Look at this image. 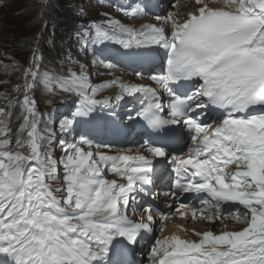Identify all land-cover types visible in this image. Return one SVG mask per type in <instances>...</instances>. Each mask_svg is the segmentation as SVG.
I'll return each mask as SVG.
<instances>
[{
  "label": "snow or ice",
  "instance_id": "obj_1",
  "mask_svg": "<svg viewBox=\"0 0 264 264\" xmlns=\"http://www.w3.org/2000/svg\"><path fill=\"white\" fill-rule=\"evenodd\" d=\"M178 4L139 28L106 18L78 33L82 52L89 43L117 45L127 58L163 50L167 75L151 77L158 87L117 76L94 89L83 70H42L43 54L33 51L15 97L0 93L7 101L0 106V264H129L120 257L157 232L148 264H264V0H194L187 12ZM118 11L136 20L151 9L140 0ZM112 86L120 89L116 103L142 94L137 116L157 140L132 149L57 139L35 96L37 89L75 95L82 103L73 116L90 123L97 106L115 114L113 98L96 99ZM75 123L59 129L71 136ZM165 165L174 175L163 194L169 211L145 206ZM185 208L220 230L192 229L197 239H189L177 226L164 235L165 222ZM227 218L241 227L228 230Z\"/></svg>",
  "mask_w": 264,
  "mask_h": 264
},
{
  "label": "rangeland",
  "instance_id": "obj_2",
  "mask_svg": "<svg viewBox=\"0 0 264 264\" xmlns=\"http://www.w3.org/2000/svg\"><path fill=\"white\" fill-rule=\"evenodd\" d=\"M90 1L54 0L45 15L41 0H5L0 7V93L8 95L10 99L15 97L14 88L17 84H23L22 71L29 65L33 51L43 54L42 70L58 75L68 71L80 73L83 70L89 78L97 76L95 74L93 77L91 70L95 65V60H92L94 57L87 50H80L79 40L72 30L77 25L78 17L83 16L80 21L82 24L86 15H91L89 19L93 21L109 18L113 11L94 2L92 12L89 8V13L83 15L82 10H88L87 3ZM42 91L37 89L35 93L38 107L41 106ZM6 104L4 96L0 95V106ZM53 116L56 117L55 113ZM55 131L60 132L57 129ZM56 135L58 139L60 134ZM54 144L57 153L60 147Z\"/></svg>",
  "mask_w": 264,
  "mask_h": 264
},
{
  "label": "bare ground",
  "instance_id": "obj_3",
  "mask_svg": "<svg viewBox=\"0 0 264 264\" xmlns=\"http://www.w3.org/2000/svg\"><path fill=\"white\" fill-rule=\"evenodd\" d=\"M177 226H183L184 228L188 229V231L186 233H181L182 235L183 234H191L192 233L191 230L195 228L194 226H192V225H190L188 223H185V222H178V223L173 222L170 225V233L173 234V233L178 232L179 229H178ZM240 227H241V225L238 226V228H240Z\"/></svg>",
  "mask_w": 264,
  "mask_h": 264
}]
</instances>
